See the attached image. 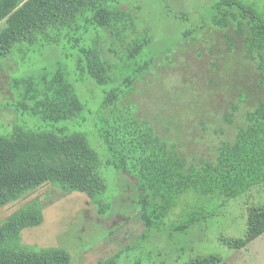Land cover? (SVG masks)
<instances>
[{"label":"rangeland","instance_id":"374dc122","mask_svg":"<svg viewBox=\"0 0 264 264\" xmlns=\"http://www.w3.org/2000/svg\"><path fill=\"white\" fill-rule=\"evenodd\" d=\"M107 1L135 20L120 40L96 27L83 11L36 32L32 41L17 44L0 59V138L8 135L14 121L27 131L83 136L98 157L101 183L94 192L96 200L47 183L1 208L0 227L39 200L43 223L24 229L21 243L35 250L63 249L71 264H99L134 245L137 248L121 264H186L208 255L227 264H264V235L239 251L222 241L245 237L248 208L264 204V185L235 199L190 194L167 223L172 227L199 213L196 223L172 232H152L141 242L146 229L136 210V182L116 172L101 132L103 119L111 117L106 95L118 93L122 96L117 113L132 115L141 127L144 122L152 124L191 161L213 160L220 144L235 138L245 115L264 101V70L247 57V33L237 23L218 27L214 17L220 8L237 4L264 21V0ZM7 27L16 32L13 14L0 22V40ZM146 39L149 46L132 58L131 46ZM93 46L113 70L105 85H99L82 63ZM57 67L64 70L81 102L80 115L54 126L16 113L19 92L13 81Z\"/></svg>","mask_w":264,"mask_h":264},{"label":"trees","instance_id":"16d2710c","mask_svg":"<svg viewBox=\"0 0 264 264\" xmlns=\"http://www.w3.org/2000/svg\"><path fill=\"white\" fill-rule=\"evenodd\" d=\"M105 1L0 0V22L13 14L16 26V32L7 27L1 34L0 59L12 53L17 44L32 41L36 32L68 21L83 11L89 13L96 27L120 40L133 29L135 20ZM214 22L224 29L237 23L247 33L244 40L247 57L258 61L264 70V21L259 16L235 4L220 8ZM228 42L233 43L229 36ZM149 44L150 39L136 41L131 46V57L139 56ZM82 63L99 85L111 81L112 67L102 59L97 46L86 51ZM13 84L19 92L16 113H28L56 126L71 122L82 111L81 102L60 67L38 76L15 79ZM106 96V109H111V117L103 119L102 138L109 147L116 172H123L136 182V210L146 229L141 242L152 232H172L196 223L199 213L172 227L167 223L181 199L190 194L235 199L264 185V101L245 115L235 138L221 143L213 160L191 161L175 145H169L152 124L144 122L141 127L132 115L117 113L122 95L110 92ZM12 124L8 135L0 138V209L47 183L60 190L84 192L96 200L94 192L101 183L98 157L86 138L65 135L60 130L27 131L16 121ZM42 223V207L35 200L28 210L0 227V264H71L69 253L63 249L35 250L22 245V231ZM263 235L264 204L248 208L245 237L222 241L239 251ZM136 248V245L127 247L99 264H121L122 258ZM186 264L227 263L219 256L208 255Z\"/></svg>","mask_w":264,"mask_h":264}]
</instances>
